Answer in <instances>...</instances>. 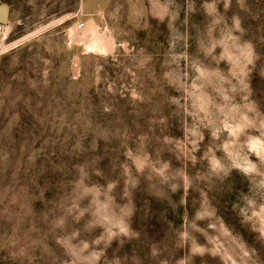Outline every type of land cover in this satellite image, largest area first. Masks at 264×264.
Returning a JSON list of instances; mask_svg holds the SVG:
<instances>
[{"label": "rangeland", "instance_id": "obj_1", "mask_svg": "<svg viewBox=\"0 0 264 264\" xmlns=\"http://www.w3.org/2000/svg\"><path fill=\"white\" fill-rule=\"evenodd\" d=\"M0 264H264V0H0Z\"/></svg>", "mask_w": 264, "mask_h": 264}]
</instances>
